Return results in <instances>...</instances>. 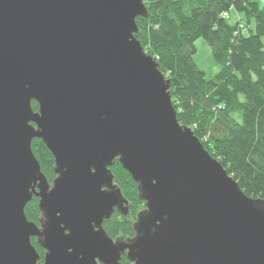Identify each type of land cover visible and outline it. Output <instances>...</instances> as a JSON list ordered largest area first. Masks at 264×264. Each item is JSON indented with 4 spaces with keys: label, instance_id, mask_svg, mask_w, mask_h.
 <instances>
[{
    "label": "water",
    "instance_id": "obj_1",
    "mask_svg": "<svg viewBox=\"0 0 264 264\" xmlns=\"http://www.w3.org/2000/svg\"><path fill=\"white\" fill-rule=\"evenodd\" d=\"M147 15L142 0H0V264H264V201L176 119L134 36ZM34 138L55 159L51 184ZM116 158L145 200L129 240L102 227L129 212Z\"/></svg>",
    "mask_w": 264,
    "mask_h": 264
},
{
    "label": "trees",
    "instance_id": "obj_2",
    "mask_svg": "<svg viewBox=\"0 0 264 264\" xmlns=\"http://www.w3.org/2000/svg\"><path fill=\"white\" fill-rule=\"evenodd\" d=\"M142 1L148 15L136 18L134 36L170 81L176 119L193 131L242 193L264 201V0ZM232 12L241 17L229 22ZM198 37L209 43L221 66L209 80L193 60ZM31 105L38 110L35 102ZM31 148L51 184L56 176L51 151L41 138H34ZM110 170L129 212L115 210L102 227L113 240H129L145 200L117 158ZM38 204L33 196L24 209L36 224L42 215ZM31 242L42 260L43 248L35 237ZM120 263L132 264L126 254Z\"/></svg>",
    "mask_w": 264,
    "mask_h": 264
},
{
    "label": "rangeland",
    "instance_id": "obj_3",
    "mask_svg": "<svg viewBox=\"0 0 264 264\" xmlns=\"http://www.w3.org/2000/svg\"><path fill=\"white\" fill-rule=\"evenodd\" d=\"M238 17H241V15L238 14ZM238 17L235 12H232L230 16V21H228L234 22L235 19H238ZM193 44L195 46V53L193 54L194 63L200 70L203 71L204 76H206V79L209 80L214 76L216 72L219 71L221 66L220 64H217L213 59V56L210 52L209 43H207L204 38H196Z\"/></svg>",
    "mask_w": 264,
    "mask_h": 264
},
{
    "label": "flooded vegetation",
    "instance_id": "obj_4",
    "mask_svg": "<svg viewBox=\"0 0 264 264\" xmlns=\"http://www.w3.org/2000/svg\"><path fill=\"white\" fill-rule=\"evenodd\" d=\"M35 240H36V238H35Z\"/></svg>",
    "mask_w": 264,
    "mask_h": 264
}]
</instances>
